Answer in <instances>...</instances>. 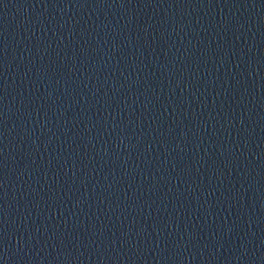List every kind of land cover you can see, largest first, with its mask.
I'll use <instances>...</instances> for the list:
<instances>
[{
	"label": "water",
	"instance_id": "water-1",
	"mask_svg": "<svg viewBox=\"0 0 264 264\" xmlns=\"http://www.w3.org/2000/svg\"><path fill=\"white\" fill-rule=\"evenodd\" d=\"M0 264H264V0H0Z\"/></svg>",
	"mask_w": 264,
	"mask_h": 264
}]
</instances>
